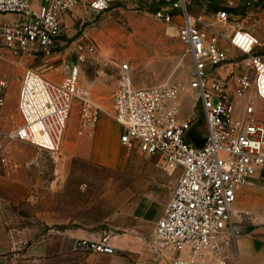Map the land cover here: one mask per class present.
I'll use <instances>...</instances> for the list:
<instances>
[{"label":"built area","instance_id":"2783aa9c","mask_svg":"<svg viewBox=\"0 0 264 264\" xmlns=\"http://www.w3.org/2000/svg\"><path fill=\"white\" fill-rule=\"evenodd\" d=\"M89 0L88 7L104 11L111 2ZM199 0H154L155 15L175 23L177 36L192 63L187 82H164L137 87L131 67L123 62L113 96V116L121 126L119 142L125 153L157 156L158 166L178 177L162 216L155 226L151 247L169 252L171 264H229L225 245L243 232L234 218L237 190L264 176V122L256 117L257 100L264 101V41L244 24L263 0H212L210 17L194 14ZM202 1V0H200ZM80 0H0V43L12 58L50 55L61 45L64 16ZM225 27V30L221 28ZM74 58L63 63L65 74L54 80L25 68L18 92L20 123L6 132L13 140L28 141L60 154L74 99L79 124L92 134L101 107L91 88L80 81L82 64L97 50L96 43L80 36ZM8 80L0 74V118L6 103ZM193 91L202 110L206 132L195 137L194 111L181 115L182 97ZM247 99L241 107L239 101ZM11 161L0 139V162ZM92 252L113 253L108 235L74 242Z\"/></svg>","mask_w":264,"mask_h":264},{"label":"rangeland","instance_id":"374dc122","mask_svg":"<svg viewBox=\"0 0 264 264\" xmlns=\"http://www.w3.org/2000/svg\"><path fill=\"white\" fill-rule=\"evenodd\" d=\"M80 2V6L64 16L62 43L57 48L58 54L53 55L60 58L57 63L43 59V55L12 58L0 43V74L8 80L6 103L0 118V139L11 159L7 166L0 164V220L15 228L28 227L35 236L52 233L55 226L101 225L111 219L117 220L144 192L153 190L162 194L174 188L168 186L175 176L158 166L157 156L125 153L119 142L121 126L113 116V92L102 98L92 93L101 107L92 134L81 129L79 104L77 99L73 100L63 137L76 140L83 148L81 154L67 156L62 144L54 160L47 150L6 136L9 129L20 123L17 100L25 68L46 72L54 80H60L65 74L63 63L73 60L74 43L80 36L97 45L96 52L82 64L80 81L84 85L117 83L123 62L129 63L137 87L190 79L191 57L177 36L175 23H166L155 15L154 0L114 1L101 12L91 10L89 0ZM214 10L212 0L196 1L192 9L194 14L207 17L212 16ZM244 24L264 41V3L261 12L246 18ZM54 67L59 69L51 70ZM246 102L247 99L240 100L239 106L243 107ZM195 103H198L195 92L184 94L181 115L189 116L194 111L195 137L201 143L206 127L202 110L198 104L194 107ZM256 117L264 122L262 100H257ZM104 159L116 163L97 162ZM254 182L253 200L245 207V201L238 197L234 218L243 227L236 239H243L247 248L256 251L255 259L260 264L264 244V176ZM229 263L236 264L232 256Z\"/></svg>","mask_w":264,"mask_h":264},{"label":"crops","instance_id":"0c3cea01","mask_svg":"<svg viewBox=\"0 0 264 264\" xmlns=\"http://www.w3.org/2000/svg\"><path fill=\"white\" fill-rule=\"evenodd\" d=\"M261 10L262 7L256 13ZM11 15L14 14H4L0 18L7 21L17 18L16 15L14 17ZM55 54L58 52L43 56V59L54 60L53 62L57 63L60 58L53 57ZM55 68L59 69V67H54L51 70ZM44 75L52 78L46 72ZM89 87L94 97L98 98L107 97L109 93L113 92V102L117 83L108 86L94 82ZM63 144L68 152L67 156L81 154L80 152L83 150L76 140L69 141L63 137ZM85 160L92 159L85 158ZM97 162L106 165L116 163L109 159ZM0 164L2 163L0 162ZM2 165L7 166L8 164ZM178 173V171H174L168 174L175 176L168 187L175 186ZM165 176L167 175L165 174ZM254 181L240 186L237 190V198L245 201V207L248 206V201L253 200ZM171 192L168 190L163 191L162 194H157L153 190L144 192L129 211L118 217L117 220L111 219L101 225L55 226L52 233L51 231L43 232L38 236L31 233L28 227L15 228L12 224L0 220V264H171L169 252H156L151 247L156 222L162 216ZM26 196L29 197V194ZM1 210L0 206V212ZM104 235H108L109 243L114 247L113 253L92 252L74 245L76 239L97 240ZM231 243H233L232 246H230ZM231 243L225 245V250L230 258L231 256L234 258L236 264H259L255 259L256 251L247 248L243 239H236ZM262 252L260 264H264V244ZM230 258H228V262ZM210 264L215 263L211 262Z\"/></svg>","mask_w":264,"mask_h":264}]
</instances>
